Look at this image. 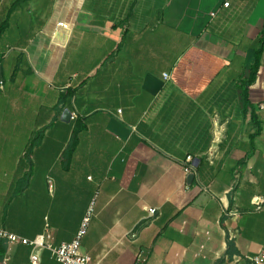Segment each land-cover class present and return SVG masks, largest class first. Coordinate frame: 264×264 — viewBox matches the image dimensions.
I'll list each match as a JSON object with an SVG mask.
<instances>
[{"label": "crops", "instance_id": "0c3cea01", "mask_svg": "<svg viewBox=\"0 0 264 264\" xmlns=\"http://www.w3.org/2000/svg\"><path fill=\"white\" fill-rule=\"evenodd\" d=\"M263 29L264 0H0V228L59 247L93 208L92 264H253ZM32 252L0 239V264Z\"/></svg>", "mask_w": 264, "mask_h": 264}, {"label": "built area", "instance_id": "2783aa9c", "mask_svg": "<svg viewBox=\"0 0 264 264\" xmlns=\"http://www.w3.org/2000/svg\"><path fill=\"white\" fill-rule=\"evenodd\" d=\"M225 7H229V3L225 4ZM216 14H213L215 16ZM168 78V75H165ZM121 113V111H120ZM198 159L193 156H188L183 161V166L188 174H193L196 169ZM253 205L255 206L256 211H261L264 208V197H256L253 199ZM95 203V202H94ZM155 209H149V213L151 215L156 214ZM93 215V208L89 211L86 217L83 220L82 226L76 236V238L71 243H64L59 247H55L50 242L51 235L46 233L42 234L35 239H26L22 238L16 234L10 233L0 228V239H3L10 246L17 245H25L31 246L33 248V252L31 255V263L32 264H41V256L40 253L44 249H48L51 251L52 255L61 263V264H92V260L89 256L81 253V244L82 240L86 236L91 218ZM237 214H234L236 216ZM135 237V236H134ZM144 261L143 256H140L136 261V264H142ZM250 261L253 264H263L264 263V254L252 257Z\"/></svg>", "mask_w": 264, "mask_h": 264}, {"label": "trees", "instance_id": "16d2710c", "mask_svg": "<svg viewBox=\"0 0 264 264\" xmlns=\"http://www.w3.org/2000/svg\"><path fill=\"white\" fill-rule=\"evenodd\" d=\"M263 57H264V29L262 31V34L260 35L259 47L255 53V64L251 68L250 79L246 84L247 87L245 89V92H248L249 87L257 81L258 74L262 67ZM229 247H230V251L234 250V252H236L235 245L233 244V242H229Z\"/></svg>", "mask_w": 264, "mask_h": 264}, {"label": "water", "instance_id": "95a60500", "mask_svg": "<svg viewBox=\"0 0 264 264\" xmlns=\"http://www.w3.org/2000/svg\"><path fill=\"white\" fill-rule=\"evenodd\" d=\"M64 117H65L66 120H70V119L72 118V113H71V111L68 110V111L65 113ZM193 179H194V175H191V176L189 177L190 182H192Z\"/></svg>", "mask_w": 264, "mask_h": 264}]
</instances>
